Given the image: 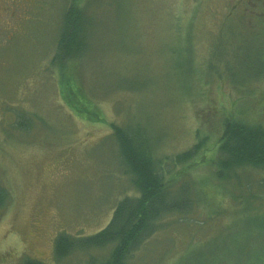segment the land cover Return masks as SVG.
<instances>
[{"label": "rangeland", "instance_id": "rangeland-1", "mask_svg": "<svg viewBox=\"0 0 264 264\" xmlns=\"http://www.w3.org/2000/svg\"><path fill=\"white\" fill-rule=\"evenodd\" d=\"M26 1L16 18L25 13V26L0 25V264H84L107 252L56 260L53 242L96 233L134 195L113 124L139 125L167 188L192 201L185 213L164 215L128 264H175L235 236L256 243L238 232L252 230L250 216L264 222V169L215 172L225 119L264 127L263 55L254 56L264 48V0ZM70 4L87 15L86 48L63 60L56 42ZM250 60L256 70H243ZM195 144V155L174 166Z\"/></svg>", "mask_w": 264, "mask_h": 264}, {"label": "trees", "instance_id": "trees-1", "mask_svg": "<svg viewBox=\"0 0 264 264\" xmlns=\"http://www.w3.org/2000/svg\"><path fill=\"white\" fill-rule=\"evenodd\" d=\"M86 21L87 15L83 9L72 4L66 7L56 42L57 54H61L63 60H71L84 53ZM260 24L255 28L257 29ZM263 50L259 47L258 55L254 54L255 57L263 55L257 60L259 66L264 65ZM189 61L190 58H187L184 63L188 64ZM251 62L253 60H250ZM255 64L253 62L251 66L244 63L242 68L245 70L246 66L247 69L250 67L251 70H256ZM236 82H232L233 85ZM244 85L245 83L240 82V87ZM227 120L223 122V131L217 149L215 175L219 178L225 176L230 178L240 169H264L263 125L240 119L229 122ZM18 124L22 123L19 121ZM110 126L123 170L128 175L135 193L121 198L116 203L109 221L96 233L77 237L65 233L58 234L53 242V256L56 260H62L76 251L89 253L105 249L107 252L100 256L88 254L84 264H128L132 254L157 233L160 227L158 222L160 223L164 215L182 214L191 207L192 201L186 190L181 188L173 191L167 188L164 167L156 160L152 152L153 144L147 133L139 125L134 128L114 124ZM198 150L199 144H195L175 155L171 159L173 165L187 162ZM6 200L7 192L0 188V207ZM250 218L253 221L252 230L249 233L238 232V236L243 235L247 238L251 235L256 243L245 244L236 236L226 244L227 247L211 241L188 252L193 254L192 256L188 253L183 255L175 264H264V245H260V241L264 242L261 240L264 237L261 233L253 234L255 228L257 231H263L264 222L261 218L252 216ZM223 248H226L225 253L221 250ZM19 264L42 263L23 258Z\"/></svg>", "mask_w": 264, "mask_h": 264}, {"label": "flooded vegetation", "instance_id": "flooded-vegetation-1", "mask_svg": "<svg viewBox=\"0 0 264 264\" xmlns=\"http://www.w3.org/2000/svg\"><path fill=\"white\" fill-rule=\"evenodd\" d=\"M26 5V0H0V25H16L21 23L22 26H25L27 21L22 23L23 20L26 19L25 13H23L24 17H21L18 22H16V18H18L19 13L26 7Z\"/></svg>", "mask_w": 264, "mask_h": 264}]
</instances>
